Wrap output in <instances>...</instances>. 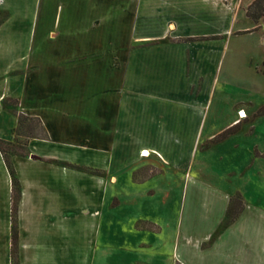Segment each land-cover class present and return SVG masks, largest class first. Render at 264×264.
<instances>
[{"label":"crops","instance_id":"crops-1","mask_svg":"<svg viewBox=\"0 0 264 264\" xmlns=\"http://www.w3.org/2000/svg\"><path fill=\"white\" fill-rule=\"evenodd\" d=\"M149 1L140 0L135 16L129 8L115 17L118 0H0V139L12 140L17 124L3 105L8 98L47 132L29 140L27 154L12 155L21 189L16 264H264V203L254 191L264 178V149L254 147L252 163L227 171L218 184L207 168L206 176H195L187 167L196 144L215 135L203 133L215 80L206 64L216 60L206 56V39H213L211 50L239 32L261 43L264 9L251 24L244 8L254 0H206L196 14L171 0L164 27V10ZM190 17L206 29L185 31ZM180 35L205 37L189 48L167 38ZM228 103L237 116L227 115L223 128L238 125L232 124L239 117L246 130L236 128L206 155L251 134L264 116L258 112L264 102ZM147 159L160 171L146 175ZM180 181L188 192L176 219L110 216L119 183L130 207L159 194L170 200ZM11 192L0 152V264H13ZM236 195L242 208L230 220Z\"/></svg>","mask_w":264,"mask_h":264},{"label":"rangeland","instance_id":"rangeland-1","mask_svg":"<svg viewBox=\"0 0 264 264\" xmlns=\"http://www.w3.org/2000/svg\"><path fill=\"white\" fill-rule=\"evenodd\" d=\"M147 1L150 2L149 0ZM170 1L171 0H157L158 5H160L159 8H161V10H164L163 19L161 22L164 23V27L171 22L170 20H167L168 13H166V10L164 9L165 7H167V5H169L168 3ZM173 1L172 5H176ZM175 1H177L178 5L181 8L183 7L185 10H190L194 14H196L197 12L202 13L206 9V0ZM247 1L248 0H243L242 3L245 4ZM261 1L263 2V0ZM139 2L140 0H118L115 7V17L121 16V12L129 8L135 16L140 12ZM153 2L154 0H152V3ZM249 4L246 9L244 8L245 14L248 9L251 12V15H255L260 12V8H257L255 6L250 8ZM177 11L178 13L181 12V10ZM239 17H241V15H239ZM190 18V23L188 25H185V31H195L197 30L196 28H198V26L206 29V24L200 23L196 20L195 17ZM248 20L251 24H253L254 21L250 17H248ZM256 22H258V20ZM240 23H238L237 25H239ZM246 24L247 21L244 20L243 26ZM170 28V26L166 27L167 30H165V32L167 33V35H170L171 33L172 29ZM237 32L238 31H236L235 33ZM215 35L216 34L213 33L208 37ZM197 37H200L201 39L205 36ZM197 37L196 35H180L176 38L169 36L167 38L170 40H177L180 42V44L185 45L181 48H189V43L195 40V38ZM210 40L213 39L210 38ZM210 40L206 39V56L210 54L211 56H215L214 58L216 60L214 63L211 62L206 64V68L207 70H210L212 68V72L213 74H215V80L213 81L212 94L210 95V100L208 103L209 111H206V126L204 127L203 133H206V135L208 133H214L216 135L224 129L223 125H225V122L227 121V115L230 114V117L232 118L237 116L235 108L231 109L228 103V100L230 98L242 97L243 100L249 102L248 105H250L251 107L264 102V62L260 61L259 59L260 56L264 54V46L261 45L262 42L264 43V40L260 43V39H258L257 35L239 32V34L236 35H228L226 37L225 46L220 48V50H211L210 48H212V46L210 45V43L212 41ZM191 91L198 92L199 86L197 85ZM4 101L6 103L5 105L3 104L4 106L8 107L11 110L16 109L17 104H13L10 98L5 99ZM254 116H249L246 119H243V121H248ZM240 120L241 118L238 117V119L235 120L232 125L238 124L235 128H240V126L242 127L244 122L240 124ZM244 130H246V128H244L243 131ZM211 139L207 141L202 140L198 144H196L195 150L188 160L187 167L191 169V175L195 176H199V174L202 173L206 176L207 168L209 175L212 176V182L218 184L220 178L224 177L227 171H229L230 173L236 172L237 170H240L241 167L244 168L246 165L252 163V151L254 150V147L257 146V149L260 150L264 149V116L259 120H255L253 132L251 134L244 133L238 136L236 139L230 138V141L221 144V146H219L218 148L211 149V151H209V153L206 155V149L212 148V146L215 145V143L211 142ZM132 146L134 147L136 146V144L132 143ZM144 161V168L146 169L143 172L146 173V175L157 173L160 171L159 167L151 166L152 161H149V159ZM161 168L164 176V172H166V169L165 167ZM260 168L264 170L263 166H261ZM138 172L139 171L136 172L137 179H139ZM257 182L258 183L254 191L258 195V200L264 203V178L260 177L259 179H257ZM121 188L122 185L119 183L114 190L115 201L114 206L112 207L114 213L110 214V216L114 214L118 218L115 219L118 221L120 220L121 222L124 220V218H128V216L136 217V215L148 216L160 221H165L166 218H169V220H174L178 215H182V211L187 200L186 193L188 192L187 185H183V182L180 181L177 189L171 192L170 200H168L164 195L159 194L157 195V200H141V202H137L133 206L125 207V202L123 201V197L121 196ZM120 230L121 229L117 230L119 232L118 234H123V230ZM148 256L150 257L151 255L148 254ZM152 258V263H156V260L159 261V259H156L155 256H152Z\"/></svg>","mask_w":264,"mask_h":264},{"label":"trees","instance_id":"trees-1","mask_svg":"<svg viewBox=\"0 0 264 264\" xmlns=\"http://www.w3.org/2000/svg\"><path fill=\"white\" fill-rule=\"evenodd\" d=\"M257 7L260 8V12L251 15L249 9L246 12V15L250 17L254 22H256L260 16L262 15L264 9V0H254L249 7ZM13 104H17L16 99H11ZM5 105V101H3ZM17 115V124L13 128V139L8 141L4 139H0V152L4 159V162L7 166V169L11 175L12 181V260L13 264H16V239H17V225H16V209L18 202L21 196L20 183L15 175V169L12 163V155L20 154L25 155L28 153L27 145L31 138H47V132L41 122V120L36 116H30L27 114H23L21 112H17L16 109L12 110ZM258 112L260 114H264V106H262ZM236 126H231L223 129L219 133L213 136L211 142H218L224 138H226L229 134L234 133L236 131ZM242 208V200L240 195L233 196L230 199L227 217L230 220H234L238 213Z\"/></svg>","mask_w":264,"mask_h":264},{"label":"bare ground","instance_id":"bare-ground-1","mask_svg":"<svg viewBox=\"0 0 264 264\" xmlns=\"http://www.w3.org/2000/svg\"><path fill=\"white\" fill-rule=\"evenodd\" d=\"M244 115V113L242 111H239V116Z\"/></svg>","mask_w":264,"mask_h":264}]
</instances>
